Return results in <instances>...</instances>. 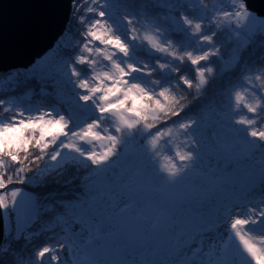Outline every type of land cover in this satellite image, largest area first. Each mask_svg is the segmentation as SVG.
I'll return each instance as SVG.
<instances>
[{
    "label": "snow or ice",
    "instance_id": "obj_1",
    "mask_svg": "<svg viewBox=\"0 0 264 264\" xmlns=\"http://www.w3.org/2000/svg\"><path fill=\"white\" fill-rule=\"evenodd\" d=\"M232 4L233 10L216 13L209 27L234 24L238 37L244 32L242 43L264 35V16L250 11L245 0ZM74 7L82 39L75 49L64 45L67 57L44 74L28 78L39 85L59 75L70 86V95L57 92L51 104L25 103L30 99L27 92L0 98V251L7 252L11 242L30 243L37 234L34 225L42 214L47 216L36 194L25 196L22 187L9 191V186H32L28 165L45 157L46 169L84 158L94 167L82 195L54 206L53 227L60 226L62 236L36 247L28 264H100L97 251L109 241L116 244L121 220L130 214L147 220L148 210L155 213L152 228L166 231L178 264H264V143H257L264 142V130L256 127L264 124V72L245 76L248 87L230 95L232 107L245 113L234 121L244 129L220 125L214 130L204 126L203 118L186 119L178 130L191 147L176 150L175 157L166 156L168 163L153 170L149 151L158 155L161 143L168 144L173 137L168 121L160 126L161 116L170 119L184 112L187 105L176 94L180 85L200 91L208 83L214 72L208 65L220 55L214 42L217 33L206 32L205 20L191 14L189 8L198 7L195 3L185 6L165 0L156 7L167 14L145 12L143 18L128 11L130 0H74ZM152 54L165 62L156 59L150 66L142 55ZM185 61L194 70L193 78L181 71ZM157 70L161 79H153ZM2 85L0 81V89ZM237 131L244 137L239 138ZM137 136L147 139L144 158H129L117 179L107 166ZM205 137L212 156L206 170H200L204 182L183 188L181 181L202 159ZM98 142H106L100 152L94 150ZM10 169L14 170L8 175ZM101 184L112 187L101 191ZM257 189L262 195L256 206L248 207V197ZM101 201L107 206L101 207ZM221 225L224 233L207 251L191 246L196 235L216 232ZM16 264L24 261L18 259Z\"/></svg>",
    "mask_w": 264,
    "mask_h": 264
},
{
    "label": "trees",
    "instance_id": "obj_2",
    "mask_svg": "<svg viewBox=\"0 0 264 264\" xmlns=\"http://www.w3.org/2000/svg\"><path fill=\"white\" fill-rule=\"evenodd\" d=\"M75 2L81 3V0H75ZM161 2H165V0H130L128 11L133 15H139L141 18H143L145 12L149 15L155 13H160L162 15L167 14L165 9L156 7V5ZM176 2L185 6L193 3L198 5L196 9L189 8V11L191 14L202 17L205 20L206 32L210 34L211 31H215L217 33L214 42L215 47L220 49V55L211 59V63L208 66L213 67L214 72L209 75L208 83L200 91H197L195 88L187 89L186 86L183 85L178 87L176 94L178 97H182L181 103L186 104L187 107L179 117H171L169 119L167 116H161V127L164 126L163 121H168V126H171L189 118L198 119L206 110L223 109V107L226 106L231 107L232 102L230 95L233 90L248 87L243 78L245 76H254L264 72V35L256 34L247 37V43H242L244 32L241 31L238 37L234 24L220 23L219 26H217L215 23H211L209 27L210 22L215 19L216 13L231 11L230 8V10L226 9L229 4L224 0H176ZM74 8L73 5V9ZM180 11H184V9L181 8ZM173 14L175 15L176 13ZM78 15L79 13H77V11L73 12L69 27L65 29L63 36L55 43V47L59 45L64 51L63 58L68 54L64 45L75 49V46L80 41L74 39L64 44L65 37L76 30L75 24L78 22ZM173 40L175 41L176 37H173ZM204 47L206 50L207 46ZM233 57L236 58L235 62H233ZM142 58L148 61L150 66H155L154 61L156 59H161L159 56L150 58L149 56L143 55ZM38 61L39 60H37L36 63H38ZM161 61L165 62L164 59H161ZM51 63L54 62L51 61ZM180 67L183 74L188 75L189 78H193L194 70L187 61L180 65ZM46 69L47 68L35 67L32 65L27 70L16 69L8 75H3L1 78L5 80V83L2 89H0V98L7 99L11 96H22L27 92L30 94V99L25 100V103L51 104L54 102L57 92L64 93L66 97L69 96L71 92L70 86L58 75H54L52 79L44 80L39 85H36L34 81L28 80L33 74H44ZM13 74H15V76L13 80L9 82V77L13 76ZM161 78V70H157L153 73V79ZM42 93H47V95H43ZM256 127L258 128L257 130H264V124L258 123ZM33 154H36L35 150H33ZM47 161L48 157H45L44 161H37L28 165L31 171H29L27 175L34 178L30 181L32 186L29 184L9 186V191L11 187L19 186L29 193L38 196L39 206L47 212V216L42 214L40 221L34 225V229L36 232H42L34 236L30 243L11 242L10 245H6L8 251H0V264H16L18 259H22L24 264H28L33 250L43 243L41 240L46 239L45 235L48 232L44 230V227L53 225L52 217L55 215L54 206L59 203H68L74 197H80L82 195L81 190L83 189L84 182L94 167L90 162L78 158L75 161L62 163L56 169H46ZM127 162L130 163L131 161L129 162V160H127ZM13 170L14 169H10L8 175H10ZM41 170H44L43 174ZM5 179H7V175ZM261 195V191L257 189L252 196L248 197V200L255 202ZM204 210L206 209H202V211Z\"/></svg>",
    "mask_w": 264,
    "mask_h": 264
},
{
    "label": "rangeland",
    "instance_id": "obj_3",
    "mask_svg": "<svg viewBox=\"0 0 264 264\" xmlns=\"http://www.w3.org/2000/svg\"><path fill=\"white\" fill-rule=\"evenodd\" d=\"M224 1L227 4H229V6L226 9L233 10L234 6L232 4V0H224ZM73 5H74V1L72 4L71 16L73 12L77 11L75 8L73 9ZM71 16H70V21L72 20ZM69 24L70 23H68L67 27H69ZM75 28L76 30H74L71 34L65 37L66 39H64V44H66L69 41H73L74 39L81 40V37H82L81 33L83 32V28L79 24V22L75 24ZM63 55H64V51L62 50V48L59 45H56L54 49L49 50L48 53L44 55L43 59H38L39 60L38 63H34L33 66L35 67L39 66L40 68H50L53 64L56 63L58 59L63 58ZM51 61L54 63H51ZM61 79L64 80L62 77ZM0 81H3V85H4L5 80L0 78ZM242 113L245 114L242 111L235 110L231 105V107L226 106V107H223V109L206 110L204 111L202 116L199 117L198 119L203 118L205 122L204 126L211 127L214 130L216 128H219L220 125H224L226 128L231 129V130H240V129H244V126L237 125L234 123V121L238 119L240 115H243ZM248 115L250 116L251 114H248ZM179 123L180 122L169 126L173 128V137L170 139V142L168 144L161 143V145L159 146L158 155L152 156L151 152L149 151L148 153L149 163L153 170L158 171L161 169V167L165 163H168V161L164 159L166 156L175 157L176 150L187 151L191 147L190 144L186 143L188 140V137L180 134V130H178ZM105 127H109V124L106 123ZM223 131L224 129H221V132ZM236 135L239 138H243L245 133L243 131H237ZM257 143L262 144V142L260 141H257ZM105 144L106 142L96 143V145L94 146V150L97 152L102 151ZM202 145L203 146L201 147V150H200L202 154V159H200L197 162L195 169L190 171L181 181V187L183 188L190 189L204 182V178L202 177L200 170L202 169L206 170L207 166L211 162L212 153L209 151L206 137H205V140L202 141ZM147 147H148L147 139L137 136L136 142L128 145L126 151L122 153L121 157L114 160L107 166L108 170L111 172V174L114 177L118 179L120 176L124 174L127 164H129L127 160H129L130 162L131 160L129 158H132V160L143 159L144 157L141 154V152H142V149H147ZM76 155L78 156V154ZM79 159L83 161H87L84 158H79ZM51 163L54 164L55 162H51ZM177 163H181L178 161V158H177ZM160 175H166V174L163 172H160ZM85 183L86 181L84 182V186H85ZM111 187L112 186L110 185L101 184L100 190L101 191L110 190ZM24 195L28 196L32 194L24 190ZM100 206L106 207L107 202L102 201ZM247 206L248 207L256 206V201L251 202ZM146 214L149 216V219L146 220L147 225L149 228H152V223L155 220V213L152 210H148ZM132 215L135 216L134 214ZM50 228L52 229L51 231L49 230ZM224 229H225V226L221 225L216 230V232L199 233L198 235H196L195 239L192 241L191 246L193 248L202 247L203 251H207L208 246L212 243H216L217 237L220 234L224 233ZM44 230L47 231L48 233H46L45 235L46 239L41 240V242L42 241L52 242L53 239H60V237L62 236L61 227L58 225L54 227L53 225L44 227ZM41 232L37 231L36 235H39ZM151 236H152L151 242L147 246L141 247V248L129 247L128 244L122 239H118L115 245H113V243L109 241L97 251V259L100 262V264H178L179 257H177L174 254V250L172 248L170 240L168 239V235L166 231L162 228L158 230L155 229V232H153ZM65 255L66 253H61L62 257H64ZM68 256L70 258V254H68Z\"/></svg>",
    "mask_w": 264,
    "mask_h": 264
},
{
    "label": "water",
    "instance_id": "obj_4",
    "mask_svg": "<svg viewBox=\"0 0 264 264\" xmlns=\"http://www.w3.org/2000/svg\"><path fill=\"white\" fill-rule=\"evenodd\" d=\"M73 1L0 0V78L16 69H29L54 49L70 21ZM245 2L250 11L264 16V0ZM118 227L119 239L135 248L147 246L155 232L146 220L132 214L125 216Z\"/></svg>",
    "mask_w": 264,
    "mask_h": 264
}]
</instances>
